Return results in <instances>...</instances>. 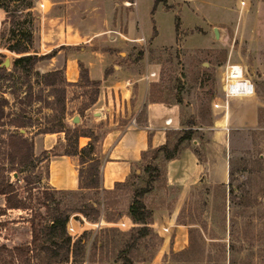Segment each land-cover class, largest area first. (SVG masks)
Segmentation results:
<instances>
[{
  "label": "rangeland",
  "instance_id": "rangeland-1",
  "mask_svg": "<svg viewBox=\"0 0 264 264\" xmlns=\"http://www.w3.org/2000/svg\"><path fill=\"white\" fill-rule=\"evenodd\" d=\"M213 27L221 30L219 39L213 37ZM96 32L100 34L93 36ZM17 39L25 43L27 54H54L38 60L30 71L13 68L12 60L21 54L7 45ZM92 49L104 56L107 74L91 104L93 88L68 82L63 62L70 54ZM5 57L9 64L0 77L5 121L22 116L20 129L32 143L33 159L5 172L27 207L6 208L0 195V245L29 244V220L37 228L46 223L40 202L42 189L49 188L50 159L88 143L93 155H102L103 137L111 133L109 141L133 125L145 84L149 89L152 83L154 98L177 102L181 121L195 120V142L184 146L197 150L200 166L205 165L204 145L221 148L226 180L218 183L224 177L220 157L211 162L213 184L203 170L198 183L188 187L174 183L160 155L146 158L158 165L160 174L141 197L150 215L149 231L133 243L130 234L136 225L127 211L133 189L145 183L144 161L129 175L138 177L110 192L50 191L60 210L80 209L69 213L75 227L69 236L84 234L87 239L82 264H264V0H0V63ZM227 64L241 67L253 91L226 104L221 77ZM50 72L52 86L43 79ZM101 74V66L95 65L92 78ZM99 88L109 108L92 115ZM29 91L32 99L26 103ZM73 116L77 123L71 122ZM11 131L16 130L0 127V140ZM70 156L77 170L82 169L80 184H89V164L79 162L89 157L87 150ZM121 222L124 226L117 225ZM176 224L183 231L172 249ZM1 257L0 264H18L8 263L5 253Z\"/></svg>",
  "mask_w": 264,
  "mask_h": 264
},
{
  "label": "trees",
  "instance_id": "trees-1",
  "mask_svg": "<svg viewBox=\"0 0 264 264\" xmlns=\"http://www.w3.org/2000/svg\"><path fill=\"white\" fill-rule=\"evenodd\" d=\"M27 40V39H26ZM7 49L13 51L15 53H20L21 55L15 57L11 64L12 67H23L26 71H30L33 68V65L40 59L50 58L54 54V50H51L42 55L30 54L25 43H20L17 39L13 44L7 45ZM78 67V76L75 82H78L84 86H91L93 92V98L90 99L89 103H93L95 101L99 80L90 79L87 74L86 68L80 63H77ZM5 68L0 66V77L4 74ZM55 74L57 71H53ZM50 73H47L43 76L45 85L52 86L53 79L50 78ZM107 74V71L104 70V76ZM154 85L151 83L148 89V102H168L165 100H161L158 98H154L151 92V86ZM24 99L26 103H29L32 99L31 92H27L24 94ZM6 101L3 98H0V127L5 125L13 127L16 131H11L3 139L0 140V195L5 197V207L6 208H26L27 206L24 204V201L20 198H17L15 195V190L10 181H8L5 177V172H13L16 167L27 165L32 158V143L28 141L22 133H19L21 127L24 126V121L22 116L14 115L12 118L5 121V113H4V105ZM177 103V102H176ZM140 114L143 113L141 109L139 111ZM199 117H202L201 112L198 113ZM135 122H138V119L135 118ZM185 126L187 128L182 129L179 132H176V137L173 142H170V138L174 134H166L164 144L150 148L141 152V162H145L143 165V171L146 173L145 183L142 187H135L133 189L134 198L128 205L127 216L132 224L136 225L131 230L134 231L130 234V238L132 243L136 240L137 237L145 236L149 227L147 226L149 219V211L144 206L141 201V197L149 192L152 188V182L155 180L160 174V169L158 165L150 163L146 161V158L151 159L160 155L161 160L166 162L168 160L173 159L182 149L183 145L186 142H191L194 139L195 131L192 129V126H195V120H185ZM61 131V130H57ZM42 133H46L48 131H39ZM54 132V131H49ZM76 139L80 135H75ZM194 147V146H193ZM90 144H86L81 148L75 147V149L70 151H63L61 155H79L81 154V150H87L89 157L86 160L79 159L80 164L85 163L89 164L88 177L90 179L89 184L81 185L80 180L82 178V169L77 170V178H78V188L84 190L91 191H99V167L101 165L102 157H98L97 155H93L92 151H90ZM193 153L197 157L198 161H201L198 152L196 149H193ZM150 156L147 157V155ZM38 158V157H34ZM39 160V159H37ZM136 178L138 175L134 173L127 177L123 182H117L114 184L113 189L118 186L124 185L130 178ZM227 185L230 184L231 181V173L227 172ZM111 190L101 189L102 192H110ZM53 192H66V191H58L49 188L42 189V199L40 205L45 209L46 215H48L45 219L43 225H39V228L33 223V220L30 219V231H31V239L29 244L26 245H15L12 247H6L3 244L0 245V257L2 253H5L8 258V263L17 262L18 264H82L83 257L85 254V248L87 239L84 234L77 236L72 239L66 232V222L69 217V213L71 212H80L79 208H71L60 210L58 205H53V195L50 193ZM79 191V190H75ZM74 192V191H67ZM52 204V206H51ZM2 214V212L0 213ZM96 216H94V219ZM37 224V223H36ZM230 240V238H229ZM131 243V244H132ZM132 246V245H131ZM1 261L4 262L3 258H0Z\"/></svg>",
  "mask_w": 264,
  "mask_h": 264
},
{
  "label": "crops",
  "instance_id": "crops-1",
  "mask_svg": "<svg viewBox=\"0 0 264 264\" xmlns=\"http://www.w3.org/2000/svg\"><path fill=\"white\" fill-rule=\"evenodd\" d=\"M98 32L93 33V36H97ZM78 55L70 54L63 62L65 79L68 82H75L78 76L77 62H81L87 69V74L90 79H94L91 76V71L96 65L101 66V80L104 77L103 70L105 68L104 56L100 51L92 49L89 52L84 50L79 51ZM96 80V79H94ZM145 90L137 110L134 111V124L128 126L121 131L114 139L107 140L111 133H107L100 144L101 151L100 157H102L101 165L99 167V191L101 189L111 190L115 183L123 182L129 177L133 170H137L141 164V152L147 150L148 147L155 148L165 142L166 134H175L182 129L187 128L185 121H181V107L176 102H148L147 101V84H145ZM111 87V86H110ZM100 89V88H99ZM128 91L125 90V94ZM115 93V91H113ZM120 97L123 98L122 90H119ZM249 96V95H247ZM246 96H232L229 98L243 99ZM104 93L100 89L95 106L96 111L100 112L102 107L104 110H108L109 107L105 106L103 102ZM102 104L100 105V103ZM222 105L220 108L225 109L227 105ZM108 105V103H107ZM143 110L142 114H138L140 110ZM101 113V112H100ZM139 115V116H138ZM137 116V117H136ZM135 118L138 122H135ZM193 127V126H192ZM194 144V140L191 141ZM185 145V144H184ZM183 145L180 152L171 160L165 162L167 173L172 174L174 183L180 187H188L198 183L201 179L202 172H206L207 178L211 184L215 181L211 174V162L213 159H223L224 177L218 179V183H224L226 180V165L224 154L221 148L215 147L213 144H207L203 147L205 155V165L200 166V162L191 149H188ZM100 150V149H99ZM48 180L47 185L50 189L58 191H75L81 190L78 188L77 168L75 165V158L68 155H58L50 159L48 163ZM175 168V172L171 169ZM170 169V170H169ZM217 181V180H216ZM208 182V181H207ZM174 240L171 248H176L178 244V236H182L183 226L176 224L173 225ZM168 230V227L167 229ZM185 242V240L183 241ZM182 248V246L180 247Z\"/></svg>",
  "mask_w": 264,
  "mask_h": 264
},
{
  "label": "built area",
  "instance_id": "built-area-1",
  "mask_svg": "<svg viewBox=\"0 0 264 264\" xmlns=\"http://www.w3.org/2000/svg\"><path fill=\"white\" fill-rule=\"evenodd\" d=\"M221 88L225 100L228 97H232V96L250 95L252 94L253 91L252 84L248 80L242 77L241 67L237 64H227L225 66V71L221 77ZM215 106H222V105L215 104ZM132 123L134 124V118L132 119ZM100 223H102V221H99L98 223H94L92 225L97 226ZM124 224L125 223L123 222L117 223V225L119 226H124ZM65 227H66V232H68L67 233L68 235L69 233H74L75 227H74V223H72L71 216L67 219ZM166 229L167 228H164V230Z\"/></svg>",
  "mask_w": 264,
  "mask_h": 264
},
{
  "label": "water",
  "instance_id": "water-1",
  "mask_svg": "<svg viewBox=\"0 0 264 264\" xmlns=\"http://www.w3.org/2000/svg\"><path fill=\"white\" fill-rule=\"evenodd\" d=\"M220 29L219 28H217V27H213L212 28V33H213V37L215 38V39H219V37H220ZM9 64V59L8 58H4L3 59V61L0 63V66L1 67H7V65ZM204 64H206V63H204ZM77 121H78V118H77V116H73L72 118H71V122L72 123H77ZM19 131V133H23V129H19L18 130Z\"/></svg>",
  "mask_w": 264,
  "mask_h": 264
},
{
  "label": "bare ground",
  "instance_id": "bare-ground-1",
  "mask_svg": "<svg viewBox=\"0 0 264 264\" xmlns=\"http://www.w3.org/2000/svg\"><path fill=\"white\" fill-rule=\"evenodd\" d=\"M244 96H247V95H244Z\"/></svg>",
  "mask_w": 264,
  "mask_h": 264
}]
</instances>
